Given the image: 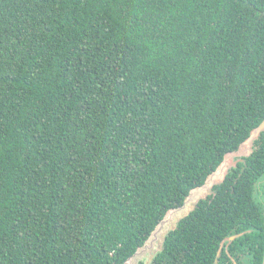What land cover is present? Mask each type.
I'll use <instances>...</instances> for the list:
<instances>
[{
    "label": "trees",
    "instance_id": "16d2710c",
    "mask_svg": "<svg viewBox=\"0 0 264 264\" xmlns=\"http://www.w3.org/2000/svg\"><path fill=\"white\" fill-rule=\"evenodd\" d=\"M263 119L264 0H0V264H124ZM263 182L264 132L150 264H260Z\"/></svg>",
    "mask_w": 264,
    "mask_h": 264
},
{
    "label": "water",
    "instance_id": "95a60500",
    "mask_svg": "<svg viewBox=\"0 0 264 264\" xmlns=\"http://www.w3.org/2000/svg\"><path fill=\"white\" fill-rule=\"evenodd\" d=\"M262 132H264V119L252 129L249 137L240 144L237 150L227 153L224 156L222 162L207 175L202 185L190 190L182 205L169 209L165 213L164 217L157 223L143 245L138 247L124 264H137L140 261H143L144 264H150L155 255L162 249L164 239L169 231L175 229L180 219L194 210L200 199L214 193L213 187L223 182L229 170L235 167L236 163L240 161L243 156L251 153L253 142ZM157 243L158 245H156ZM152 245L154 248L151 255L149 257L143 256V253ZM262 264H264V257Z\"/></svg>",
    "mask_w": 264,
    "mask_h": 264
},
{
    "label": "flooded vegetation",
    "instance_id": "af4514ba",
    "mask_svg": "<svg viewBox=\"0 0 264 264\" xmlns=\"http://www.w3.org/2000/svg\"><path fill=\"white\" fill-rule=\"evenodd\" d=\"M264 183V182H263ZM259 195L257 197L258 199V202H260L261 206L264 207V187L259 190ZM240 234H234V235H231L229 236V241H233L234 239H236ZM221 250H222V247H220L218 249V252L216 254V258L214 260V263L213 264H253L254 260H253V257L251 255V252L247 249H241V250H238L235 255H232V254H229V252L226 250V253H228V256L229 258L228 259H224L223 262H221L219 260V257L221 255ZM263 257H264V247H263V253H262V258H261V263L263 262Z\"/></svg>",
    "mask_w": 264,
    "mask_h": 264
},
{
    "label": "rangeland",
    "instance_id": "374dc122",
    "mask_svg": "<svg viewBox=\"0 0 264 264\" xmlns=\"http://www.w3.org/2000/svg\"><path fill=\"white\" fill-rule=\"evenodd\" d=\"M158 245V243L156 244ZM154 246L152 245L151 247H149L144 253L143 256L145 255L146 257H149L151 255V252L153 251Z\"/></svg>",
    "mask_w": 264,
    "mask_h": 264
}]
</instances>
